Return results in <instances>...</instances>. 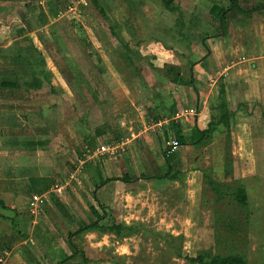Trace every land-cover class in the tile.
Instances as JSON below:
<instances>
[{
  "label": "rangeland",
  "instance_id": "374dc122",
  "mask_svg": "<svg viewBox=\"0 0 264 264\" xmlns=\"http://www.w3.org/2000/svg\"><path fill=\"white\" fill-rule=\"evenodd\" d=\"M200 1L172 0L166 8L161 0H0V82H10L0 85V129L18 115L26 130L21 143L32 146L52 182L77 172L79 184L69 183L68 192H80L81 226L88 224L89 206L98 207L95 184L124 175L120 157L127 164L130 184L117 186L122 197L97 228L83 232L84 250L67 264H198L190 260L197 256L206 264L227 256L264 264V176L241 177L231 152L224 128V33L212 35L224 31V17L215 31L217 20ZM215 2L224 9V0ZM196 19L201 35L211 36L206 44L195 36ZM194 65L213 66V74L195 77ZM198 100L205 105L199 114ZM176 112V119H164ZM102 121L122 134L96 136ZM130 125L135 132L147 128L133 139L141 144L138 152H145V138L154 143L147 162H128L126 145L115 156L96 153L101 144L132 138ZM195 128L205 131L199 141L171 145L178 130L194 138ZM168 146L170 168L162 161ZM83 152L89 155L77 171ZM6 218L10 247L13 227ZM115 219L132 223L134 232L116 230ZM53 222L56 247L65 229Z\"/></svg>",
  "mask_w": 264,
  "mask_h": 264
},
{
  "label": "crops",
  "instance_id": "0c3cea01",
  "mask_svg": "<svg viewBox=\"0 0 264 264\" xmlns=\"http://www.w3.org/2000/svg\"><path fill=\"white\" fill-rule=\"evenodd\" d=\"M200 2L202 5L208 6L207 16L217 20L215 31L223 28L222 17H224V31L212 35L224 33V128H227L231 139L233 148L231 152L237 153L236 160L238 169L241 170V177L258 174L264 176V0H224L223 16L210 13L211 8L217 5L215 0L211 3H208L207 0ZM194 22L197 27L195 36L198 39L204 38L206 44V40L211 39V36L201 35L199 32L201 24H198L197 19L193 20V24ZM207 26L211 27L210 22ZM207 31L209 32L208 29ZM204 61H208L207 57ZM193 68L192 72L195 70V77H197V72L209 75L213 74L214 70L213 66L206 68V65L204 67L194 65ZM2 82L6 83L2 84ZM7 83L10 84L9 81H1L0 85H7ZM34 84L36 85V83ZM199 103L198 100L200 108L198 114L205 108L204 104L200 105ZM179 116L180 113L176 112V116L172 115L170 118L176 119ZM140 117L142 116L140 115ZM16 118L15 121L4 126L5 128L0 129V131L12 129V131L9 130L8 135L2 133V138L5 137V139L0 138V251L3 252L0 255V259L3 260L0 264H4L8 259L9 263L12 260L17 264H56L57 262L67 264L72 258L82 254L84 250L79 240L82 239L81 236L85 230L78 231L85 226H81L84 222H80L78 219L79 214H82L79 208V205L82 204L80 192L76 187L72 189L74 192H68L70 184L61 189L54 187L63 182H52L50 173L41 171L42 166L38 162L37 154L32 146L24 147L25 142L21 143L24 135L20 134L21 131H26L22 128L25 124L18 115ZM167 118L169 117H164V119ZM139 120L143 121V118H139ZM103 123L102 121L96 126V128L103 127V133L99 136L117 138L119 137L118 133L122 134L123 131L115 133L114 128H109V125ZM116 123L115 126L119 129ZM154 125L148 127L153 128ZM128 131L132 138L127 137L120 143L112 142L110 144L125 143L126 152L130 150L128 162L142 161V159L147 162L145 153L148 152L146 150L153 152L154 143H151L150 138H145L142 144L145 152L140 153L136 145L141 146V144L134 143L133 139L140 138L143 131L135 132L131 125L128 126ZM126 134L128 132L124 133V135ZM35 141L37 140H34V143ZM4 142L12 144L5 145ZM15 143L21 147L15 146ZM34 143L33 145H35ZM35 149L40 151L36 147ZM89 152L90 150L86 153ZM142 156L144 158H141ZM152 161L159 163L155 157ZM162 161L165 165L164 159ZM118 164L124 175L121 177L119 175L106 176L99 179L92 193L93 200L97 205L105 206L108 210L113 209L122 197V192L116 190L117 186L120 185L122 190L127 189V185L131 181L127 178V164L123 158H119ZM142 177L158 179L160 176L146 175ZM74 183L79 184V180L76 179ZM33 195L45 196L43 202L38 204L36 215H31L28 210ZM92 206H89L91 212L88 214V223L95 219L92 208L100 213L99 206L96 207L93 204ZM10 211L12 214H8ZM6 217L13 227H11L12 243L10 247L4 241V233L10 230L5 228L8 223L4 221L7 219ZM53 221H57L58 225L65 229L60 235V239H57V243L60 242L56 247L51 245L53 241L50 233L56 231ZM15 223L19 225L18 231H14ZM115 223L132 224L124 221L118 222L116 219ZM72 226H75L76 229H73ZM65 232H68L67 236H65Z\"/></svg>",
  "mask_w": 264,
  "mask_h": 264
},
{
  "label": "trees",
  "instance_id": "16d2710c",
  "mask_svg": "<svg viewBox=\"0 0 264 264\" xmlns=\"http://www.w3.org/2000/svg\"><path fill=\"white\" fill-rule=\"evenodd\" d=\"M171 1L172 0H161V3L163 4L164 7L167 8V7L170 6ZM210 13H212V14L213 13L214 14L217 13V15L220 16V15L224 14V9L218 10L216 8V6H213L211 8V10H210ZM172 81H176V80L174 79ZM36 82H39V81L36 80ZM36 82H34V83H36ZM5 83L6 82H2V84H5ZM172 114H168L167 117L170 118V116H172ZM169 125L175 126L174 121L170 120ZM102 128L103 127L95 129L94 133H95L96 136H99V135H101L103 133V129ZM191 133H192V136H194V138L185 137V136H183L182 132L178 130V132H176V134L174 135L175 142H174V144L171 143V145H184V144H189V143H194L196 141H199L204 136L205 131L195 128L194 130H192ZM165 138L169 139V134H166ZM171 147L172 146H168L165 149H163V151H162L163 159H164V162H165V165H166L167 168L171 167V163H170V158H171L170 152H171V149H172ZM164 176L165 175H163L161 177H164ZM123 179H126V178H123ZM237 200L239 202H243V199L240 198V197H238ZM98 206H99V209H101L103 211V214L102 213H98V211H96L94 208H92V213H93L95 219L91 220L87 225H85L84 227L80 228L78 230L79 232H81L83 230L97 228V221L100 220L101 218H103L104 214H105V210L107 211V208H105L104 206H102V205H98ZM114 226H115L114 228L116 230H118V228H119L122 231L126 230V231H129V232H134V230L132 229L131 224L130 225H126V224H123V223H115ZM190 260L191 261H195L198 264H206V262L203 261V258L201 256H197L195 258H190ZM244 262L245 261L243 259H241V258H239L237 256H227V257L221 258L220 260H218V258H214V259L210 260L207 264H245ZM56 264H60V263L57 262Z\"/></svg>",
  "mask_w": 264,
  "mask_h": 264
},
{
  "label": "built area",
  "instance_id": "2783aa9c",
  "mask_svg": "<svg viewBox=\"0 0 264 264\" xmlns=\"http://www.w3.org/2000/svg\"><path fill=\"white\" fill-rule=\"evenodd\" d=\"M187 114H191L193 113V109H188L186 111ZM183 114V113H181ZM125 143L122 144H101L97 149H96V153H102V154H108L109 156H115L116 154L120 153V151H124L125 150ZM89 154L83 153L79 158H78V165L76 167L77 171L83 167V164L87 158ZM77 174V172L75 174H71L69 176V180L63 182L62 184H56L54 187L56 189H61L66 187L67 185H69V183L74 182L77 177L75 176ZM45 199V196L43 195H33L32 199L30 201V206H29V213L31 215H36L38 212V204L42 203L43 200ZM3 260L0 259V262H2Z\"/></svg>",
  "mask_w": 264,
  "mask_h": 264
}]
</instances>
